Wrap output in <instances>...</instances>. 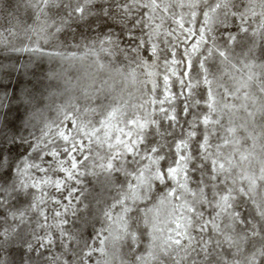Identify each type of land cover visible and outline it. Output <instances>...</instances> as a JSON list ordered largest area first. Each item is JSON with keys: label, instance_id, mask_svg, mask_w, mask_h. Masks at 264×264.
Wrapping results in <instances>:
<instances>
[{"label": "clouds", "instance_id": "1", "mask_svg": "<svg viewBox=\"0 0 264 264\" xmlns=\"http://www.w3.org/2000/svg\"><path fill=\"white\" fill-rule=\"evenodd\" d=\"M63 2L67 3V0ZM98 2L107 7L110 0ZM232 4L241 13L251 15L247 9L253 5L248 0H232ZM255 8L258 13L259 5ZM191 11L189 9L183 15L186 22L194 24L195 21L189 20ZM173 14L181 13L177 10ZM20 15L23 23L28 24L23 8ZM60 16H63V11ZM60 16H56L54 10L50 19L54 18L59 23ZM159 19L166 30L168 17L159 16ZM8 22L7 17L0 20V23ZM66 23L65 31L50 41L51 46L62 42L65 53L74 51L81 55L82 49L73 45L94 40L100 35L98 29L104 26L116 38L117 55L121 56L119 63H141L143 49L137 48L135 59L127 51L121 31L126 34L130 29L128 22L118 16L104 19L101 15L91 33L89 27L76 17ZM78 24L81 27H77ZM222 28L218 22L214 31L208 34L209 44L213 39L219 41ZM31 35L23 28L19 29L18 38L13 39L12 45L21 47V40L27 43V37ZM152 37L155 39L154 32ZM165 41L166 37L161 36L160 56H165L166 50L173 45L179 46L178 41ZM206 52L205 45L201 44V53ZM17 55L21 65L31 59L28 54L17 53L11 48L0 50V56L13 57L6 59L5 63L14 64ZM160 56L148 67L164 70L166 66ZM208 62H218V58L210 57ZM48 66L68 74L66 78H70L74 87H69L67 95L74 103L79 102L81 112L77 114V125L67 144L58 140L50 145L39 144L45 123L49 120L57 123L62 119L55 105L38 120H33L21 108L20 135L14 137L7 129L0 133V149L3 150L0 211L5 213L0 217L3 222L0 228V236L3 237L0 239V264H21V251L24 252L23 264H223L225 251L235 249L225 239L229 234L238 243L241 264H246L244 249L248 230L236 213H247L254 226L264 224V218L253 219L255 204L264 207V185H260L259 195L254 191L241 193L239 169L223 174L219 181L208 175L202 167L203 160L208 157L197 151L190 134L185 136L181 132L183 119L169 126L159 107L153 110L151 99L155 93L150 91L149 81H155V75L147 78L138 74L133 83L114 72L97 71L90 54L83 61H61ZM93 82L99 91L91 88ZM84 87L89 88L88 95L82 94ZM114 106L118 111L109 118L107 114ZM85 107L95 110L85 115ZM165 107L171 110L179 105L169 103ZM81 127L84 128L83 133ZM181 138L188 140L184 148L185 159L175 161L173 154L180 155L175 142ZM77 140L84 142L82 149L76 144ZM30 142H36L34 148L28 147ZM73 144H76L75 151ZM52 152L58 154L46 159ZM73 159L77 160L75 168ZM174 166L179 169L175 175L168 171ZM259 166V160L252 161L253 169ZM240 167L248 168L246 164ZM216 175H221L219 169ZM227 187L233 189L234 199L231 200L233 207L225 212L222 205L216 207V194ZM244 187L247 188V184ZM77 190L79 197L74 194ZM65 193L72 195L79 207L71 202L65 205ZM64 208L68 209L66 214ZM177 221L181 225L179 230L175 228ZM206 223L211 227V235L207 228L198 231ZM177 231H187L192 239L179 245L172 243L170 236L174 238ZM42 238L52 241L51 247L45 243L32 255L31 249ZM101 238L99 247L89 249V245H95ZM252 247H264V238L253 240ZM49 248L48 254L43 255V250ZM89 250L93 253L91 260L86 254ZM234 259L228 260L227 264H234Z\"/></svg>", "mask_w": 264, "mask_h": 264}, {"label": "snow or ice", "instance_id": "2", "mask_svg": "<svg viewBox=\"0 0 264 264\" xmlns=\"http://www.w3.org/2000/svg\"><path fill=\"white\" fill-rule=\"evenodd\" d=\"M248 3L253 5L247 9L251 15L241 13L233 6L232 0H176L175 3L172 0H110L107 7L98 0H67V3L63 0H0V20L5 17L9 20L8 23H0V50L11 48L31 57L26 64L21 65L19 55L15 57L14 64L4 62L13 57L0 56V133L7 129L14 137L20 135L22 125H19V121L23 119L21 108L33 120H38L55 105L62 119L57 123L51 120L45 123L39 144L50 145L54 140L67 144L72 139V130L77 125V114L81 112V106L67 95L69 87H74L70 78H66L68 74L48 65L61 61H83L90 54L97 71L114 72L133 83L138 74L147 78L155 75V81H149L150 91L155 93L151 99L153 110L159 107L167 117L169 126L183 119L181 132L185 136L190 134L197 151L204 152L208 157L202 163L208 175L219 181L223 179V174L239 169L240 192L254 191L255 195H259L260 185H264V159H261L264 157V0H248ZM255 5L260 7L258 13ZM21 8L28 17V24L23 23ZM189 9H192L189 20L195 21L194 24L186 22L183 15ZM54 10L56 16H60L63 11L59 23L54 18L50 19ZM177 10L181 14L174 15ZM157 14L168 17L166 30ZM101 15L104 19L115 15L128 22L130 30L126 34L121 31V37L126 41L127 51L133 54L134 59L137 48L143 49L140 64L119 63L121 56L117 55L116 38L104 26L98 29L100 35L94 40L89 39L83 45H73L82 49L81 55L74 51L65 53L62 42L56 46L50 45L57 34L65 31L66 21L72 17L87 25L91 33ZM218 22L223 25L220 39H213L209 44L208 34L214 31ZM77 27L81 25L78 24ZM21 28L32 35L27 37V43L21 40V47L15 48L12 41L18 38ZM152 32L155 33V39ZM138 36L140 39H137ZM161 36L166 37L165 42L168 43L178 41L179 46L173 45L166 50L165 56H160ZM201 44L207 49L205 54L201 53ZM157 56L165 64L164 70L148 67ZM210 57L218 58V62L209 63ZM91 88L100 90L94 82ZM88 93V87L82 88L83 95ZM177 97L180 99L177 100ZM169 103L178 104L179 107L170 110L165 107ZM94 110L85 107L83 112L86 115L88 111ZM117 111L118 107L114 106L108 112V117L115 116ZM83 132L84 128L81 127V133ZM35 143L30 142L28 147L34 148ZM175 143L180 155L176 156L174 153V160L185 159L184 148L188 145V140L181 138ZM76 144L82 149L84 142L77 140ZM76 144L72 145L74 151ZM2 152L0 149V160L3 159ZM53 154L58 153H49L45 158L51 159ZM253 160H259L258 169L252 168ZM245 164L247 169L240 167ZM72 166H77L76 159H73ZM108 166L111 168V164ZM217 169L221 173L219 176L216 175ZM168 171L175 175L179 169L174 166ZM245 184L247 188L244 187ZM74 194L79 197L80 192L77 190ZM216 195L217 208L222 205L226 212L233 207L232 188H223ZM69 202L79 207L78 201L65 193L63 203L67 205ZM255 208L253 219L264 218V207L256 203ZM63 211L66 214L68 209L64 208ZM236 214L248 230L244 249L247 253L246 264H264V247H252L253 240L264 238V224L254 226L247 213ZM56 215L59 216L60 213L57 212ZM4 216L5 213L0 211V217ZM2 227L3 222L0 221V228ZM180 227L177 221L175 228L179 230ZM204 228L211 235L212 230L207 223L198 231H203ZM191 239L187 231H177L174 238L170 236L171 242L177 245ZM225 239L235 249L225 251L223 264L234 257V264H241L237 241L230 234ZM45 243L51 247L52 241L42 238L31 249V254L35 255L37 249H41ZM100 243L102 238L95 245H89V249L99 247ZM208 243L211 244V241ZM49 250L50 248L44 249L42 254L47 255ZM86 254L91 260L92 251L89 250ZM23 255L24 252L21 251V264Z\"/></svg>", "mask_w": 264, "mask_h": 264}]
</instances>
